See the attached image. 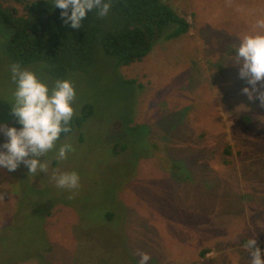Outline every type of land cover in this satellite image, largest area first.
<instances>
[{
	"label": "rangeland",
	"instance_id": "obj_1",
	"mask_svg": "<svg viewBox=\"0 0 264 264\" xmlns=\"http://www.w3.org/2000/svg\"><path fill=\"white\" fill-rule=\"evenodd\" d=\"M163 2L189 28L156 42L141 61L116 66L102 52L98 35L119 23L96 13L85 70L56 78L41 63L20 65L50 89L69 80L74 116L84 105L93 114L38 157L46 172L0 167V264H138L141 252L147 264H249L234 243H264V106L242 92L251 86L233 63V47L264 18V0ZM0 8L23 10L9 0ZM7 35L0 23L6 126L16 119ZM65 143L74 151L60 161ZM72 171L79 189L56 187L53 176Z\"/></svg>",
	"mask_w": 264,
	"mask_h": 264
},
{
	"label": "trees",
	"instance_id": "obj_2",
	"mask_svg": "<svg viewBox=\"0 0 264 264\" xmlns=\"http://www.w3.org/2000/svg\"><path fill=\"white\" fill-rule=\"evenodd\" d=\"M23 6V10L1 9L0 23L8 30L5 54L20 65L41 63L52 77H62L68 72L82 71L92 61L93 42L98 35L91 25L98 10L88 12L80 29L65 24L61 9L55 0H9ZM110 3L109 14L116 18L119 26L99 36L102 52L115 60L116 66H128L141 61L161 39L169 40L187 32L189 24L163 0H104ZM69 9V14H70ZM169 32L165 33L166 30ZM93 114V108L84 105L78 115L73 116L72 131L61 133L60 138L73 132ZM19 129L17 118L8 124ZM6 137V136H5ZM4 139L7 141V137ZM1 145V143H0ZM228 153V151H225ZM24 168L21 163L16 170ZM108 220L113 217L106 215ZM248 237L234 243L243 256L251 257L245 247ZM257 241V240H256ZM263 255L264 243L257 241ZM208 250L199 252L204 257Z\"/></svg>",
	"mask_w": 264,
	"mask_h": 264
},
{
	"label": "clouds",
	"instance_id": "obj_3",
	"mask_svg": "<svg viewBox=\"0 0 264 264\" xmlns=\"http://www.w3.org/2000/svg\"><path fill=\"white\" fill-rule=\"evenodd\" d=\"M55 7L62 10L65 24L80 29L88 12L96 9L102 18L108 15L111 5L104 0H55ZM233 49V63L239 65V77L251 86L244 87L242 92L249 100L257 99L264 106V18L257 19L252 32L242 35ZM10 72L11 80L16 85L11 112L21 127L0 125V132L7 137V142L0 145L6 150L0 151V167L14 171L23 163L28 173L33 175L46 172L48 163L38 157H45L56 148L61 133L72 131V103L76 91L69 80H56L50 89L33 71L22 68L18 63L10 65ZM73 151V146L65 143L59 147L56 158L63 161ZM53 179L56 187L69 192L80 187V178L75 171L59 172ZM68 198L74 197L69 195ZM0 200H3L2 193ZM245 247L251 256L249 264H264L261 249L254 237L247 239ZM139 255L138 264H147L151 258L144 252Z\"/></svg>",
	"mask_w": 264,
	"mask_h": 264
}]
</instances>
